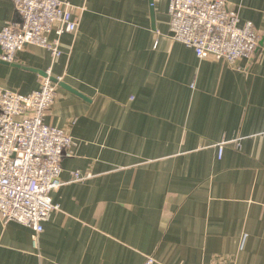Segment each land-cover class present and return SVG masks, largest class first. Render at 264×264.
Here are the masks:
<instances>
[{
  "label": "crops",
  "instance_id": "0c3cea01",
  "mask_svg": "<svg viewBox=\"0 0 264 264\" xmlns=\"http://www.w3.org/2000/svg\"><path fill=\"white\" fill-rule=\"evenodd\" d=\"M64 1L80 23L60 58L30 45L0 59L19 94L63 78L45 123L75 139L60 210L37 244L0 220V264H264V0H227L261 36L234 67L169 37V0L154 16L150 0ZM15 21L0 0V30Z\"/></svg>",
  "mask_w": 264,
  "mask_h": 264
},
{
  "label": "built area",
  "instance_id": "2783aa9c",
  "mask_svg": "<svg viewBox=\"0 0 264 264\" xmlns=\"http://www.w3.org/2000/svg\"><path fill=\"white\" fill-rule=\"evenodd\" d=\"M12 2L20 21L0 30V59L12 63L30 45L47 49L54 60L60 58L61 37L78 31L79 8L64 0ZM168 14L169 37L192 48L201 60H223L234 67L259 50L258 30L251 21L242 23L227 0H169ZM52 78L47 72L39 89L27 95L0 87V220L30 228L35 244L44 223L60 210L52 193L62 186L61 163L75 145L68 130L45 123L63 82L62 77L56 83ZM224 146L217 145L219 158ZM236 148L240 149L239 142ZM73 177L87 178L79 171ZM145 264L156 261L148 257Z\"/></svg>",
  "mask_w": 264,
  "mask_h": 264
},
{
  "label": "water",
  "instance_id": "95a60500",
  "mask_svg": "<svg viewBox=\"0 0 264 264\" xmlns=\"http://www.w3.org/2000/svg\"><path fill=\"white\" fill-rule=\"evenodd\" d=\"M150 4H151V9H152V15L154 16V4H153V0H150ZM153 21H154V19H153ZM5 63H7V62H5ZM9 64H11V63H9ZM44 76H47V73H45V75ZM52 80H53V82H57V80H56V78H52ZM63 82H60L59 83V86L62 84Z\"/></svg>",
  "mask_w": 264,
  "mask_h": 264
}]
</instances>
